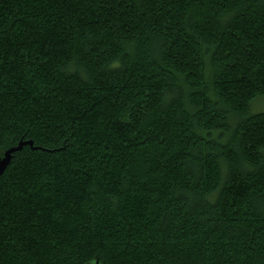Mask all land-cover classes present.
<instances>
[{
  "label": "trees",
  "instance_id": "obj_1",
  "mask_svg": "<svg viewBox=\"0 0 264 264\" xmlns=\"http://www.w3.org/2000/svg\"><path fill=\"white\" fill-rule=\"evenodd\" d=\"M264 0H0V264H264Z\"/></svg>",
  "mask_w": 264,
  "mask_h": 264
},
{
  "label": "rangeland",
  "instance_id": "obj_2",
  "mask_svg": "<svg viewBox=\"0 0 264 264\" xmlns=\"http://www.w3.org/2000/svg\"><path fill=\"white\" fill-rule=\"evenodd\" d=\"M251 113L264 112V96L255 97L250 104ZM86 264H101L98 260H91Z\"/></svg>",
  "mask_w": 264,
  "mask_h": 264
},
{
  "label": "water",
  "instance_id": "obj_3",
  "mask_svg": "<svg viewBox=\"0 0 264 264\" xmlns=\"http://www.w3.org/2000/svg\"><path fill=\"white\" fill-rule=\"evenodd\" d=\"M7 160H8V152L5 153L3 158H0V173L2 172L5 164L7 163Z\"/></svg>",
  "mask_w": 264,
  "mask_h": 264
}]
</instances>
